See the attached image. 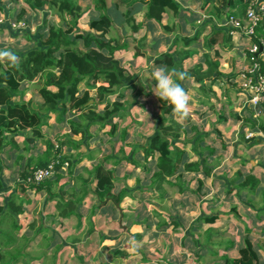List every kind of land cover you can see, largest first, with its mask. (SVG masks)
I'll use <instances>...</instances> for the list:
<instances>
[{
  "label": "trees",
  "instance_id": "16d2710c",
  "mask_svg": "<svg viewBox=\"0 0 264 264\" xmlns=\"http://www.w3.org/2000/svg\"><path fill=\"white\" fill-rule=\"evenodd\" d=\"M2 1L8 4L10 1L17 0H0V15L7 16L11 20H25L29 23L28 11L34 14L41 10H47V8H55V17L59 19V22L56 23L53 19L45 20L36 31L37 36L34 40L25 35L28 40L32 41V44L26 45V48L21 51L11 49L19 57L14 67L7 61L0 63V152L8 142L7 133L28 129L34 137L43 138L41 127L46 124V120L52 113H56L58 118L65 113L68 114L67 121H65L68 123L69 132L61 137H56L58 146L54 147L51 141L47 140L45 151L40 155L29 157L26 162L27 169H25V172L28 176L33 170L46 167L51 161L58 158L57 163L53 166V175L39 183L28 181L19 184L25 188H35L36 191L44 189L48 196L56 198V209L59 215L64 218L72 214L81 216L79 205H81V199L85 194L96 195L100 200L98 201V203H101L100 206L103 205L102 207L107 206L109 208L107 214L116 212L118 214L121 210L120 214L124 216V210L137 211V206L135 208L129 206L125 209L119 207V203L128 192L126 186L117 189L118 180L114 166L118 164L119 158H117L118 161L115 159L112 160V163L107 164V161L112 158L111 154H103L102 158H99L93 164L92 169L88 172L89 177L70 176V183L74 179H81L83 185L80 187V194L73 193L71 198L68 193L66 194L65 189L63 191V187H59L58 191H53L52 188L58 185L62 178L63 162L68 161L65 170L70 175L75 162L70 154H62L60 147L67 145L77 148L83 142L87 144L88 137L93 136L90 131L92 125L98 126L100 129L110 126L107 133L111 136L114 135L118 125L117 120L122 119L126 112L124 108L126 91L135 89L134 74L121 63L117 52L126 50L128 39H133L135 42L134 55L143 56L144 52L141 45L145 33L142 34L141 38H136V33L153 24H158L164 32L169 33V31H172L171 28L174 29V26L164 22L163 17L167 11L176 14L179 9L178 2L176 0H110V7H107L105 0H20L21 5L17 9L12 8L9 12ZM88 1L92 2L91 10L86 9ZM217 1L222 6H227L228 3L230 6L238 3L241 8L243 7L242 0ZM141 4L145 9L141 14L142 18L137 19L134 12L140 8ZM121 8H125L123 14L120 13L122 16L120 27L123 29L117 27L113 17V13ZM217 10H220V8ZM221 11H218V13ZM80 23L86 28L79 27L78 24ZM4 27H7V25H4ZM259 27L260 30H263L264 24ZM206 29V27H203L201 30ZM199 32L197 28L196 30L193 29L191 36H181L180 33H175L173 42L175 44L182 42V46L173 49L170 53L160 54L158 60L169 68L174 67L186 72L187 79L185 81L195 80L207 96L209 95L207 92L210 91L209 85L221 75L218 69L219 53L216 51L211 57L209 51H206L203 54V60L199 64L191 66L190 69H183L181 65L183 59L197 53L195 49L187 48L192 42L198 41ZM229 42L230 36L224 31V28L215 25L204 39L207 48L215 44L224 45ZM31 83L35 86L34 94L38 99L35 105H33L31 99L24 98ZM207 85L208 87H206ZM90 89H95L97 95H90ZM154 98L161 109V113L157 116V126L153 133L146 137L138 132L134 139L139 136L144 137L145 140L144 142H135L132 139L133 143L127 141L130 135L125 128L119 131L118 136L126 145L132 147L129 153L130 157L124 154L122 147L119 149L123 159L133 162L136 166H140L137 159L143 158L145 160L143 164L145 167H141L140 174L136 178L138 183L146 180L141 172H148L153 166L151 183L146 189L159 196L162 194L160 191H162L161 184L163 182L170 184V178L182 176V173L177 171L181 167L180 163L184 161L186 153L176 145L180 136L185 135L186 144L190 141L191 150L196 153H198V150H202V153L205 152L203 150H206L208 145L205 144L206 142L204 143L206 134L204 131H198L195 125H191L189 128L185 127L173 116L171 107L167 102L159 100L155 95ZM164 113L168 114L164 115ZM250 116L249 122L254 124L258 119L252 117L253 113H250ZM73 135H80L79 141L71 139L70 136ZM183 144L185 145V143ZM57 154H59L58 157ZM205 155L207 156V154ZM191 164L185 163L184 168L197 174L200 172L205 178L209 177L210 167L205 157L202 156L199 161H193ZM29 166L32 167L29 168ZM1 170L2 163L0 159V172ZM196 180L198 183V177H196ZM245 180L246 183L251 180L253 182L255 178L252 175H247ZM70 183L66 184L70 185ZM202 184V181L199 180L196 189H187L186 191L183 189L181 192H189V194L196 192L198 194V187H201ZM89 185H93V188H90ZM3 188L4 183L0 177V191ZM64 195L67 196V199H64ZM14 196L11 194L6 204L0 205V264H14L13 262L16 261L12 252L14 250L17 256L29 257L30 255L29 252H22L23 249L20 248L24 247L25 244L20 245V238H16L14 235L20 227L16 216L23 210V200L19 197L20 200H17ZM173 201L174 204L179 203L180 207L182 201ZM173 201H171V205ZM6 211H9V214L14 216L15 219L9 222V227L3 228L5 223L3 215ZM145 211L142 215H137V218L132 222V224L141 225L144 229V231L141 229L138 233H133V240L137 241L142 237V232L150 230L151 222L154 220L148 216V212L154 213L156 217H159L160 214L153 207L147 209L148 212ZM175 214H180V211H172L169 213L168 219L160 220L157 225L171 226L173 229L180 231L182 222H180V217L174 218ZM203 218L204 224L198 223L197 218L192 229H200L205 224L213 222L215 215L204 216ZM209 235L210 232L205 236L207 242ZM126 238L125 242H130V239ZM21 239L26 242L27 237H21ZM187 240L194 245L198 242L193 237V233L187 237ZM80 241V239L75 238L72 242L77 243ZM228 241H230L229 245L225 244V247H231L234 243L233 240ZM63 243L59 244L58 247L60 248ZM133 247V245L127 244L125 249L129 251ZM123 250V246L118 245V248L112 251V255L115 257L122 256L124 255ZM238 253V259L235 260L223 255L216 264H256V255L250 245H242L238 249ZM141 259L143 260L142 264H149L144 254H142ZM98 264L111 263L99 260Z\"/></svg>",
  "mask_w": 264,
  "mask_h": 264
},
{
  "label": "rangeland",
  "instance_id": "374dc122",
  "mask_svg": "<svg viewBox=\"0 0 264 264\" xmlns=\"http://www.w3.org/2000/svg\"><path fill=\"white\" fill-rule=\"evenodd\" d=\"M106 5L110 6V0H105ZM2 3L9 9V12L11 11L12 8L17 9L19 5H21L20 0L17 1H10L8 4H5L4 1ZM92 2L88 1V4H86V9L91 10ZM191 10V11H190ZM125 11V8H121L117 10L116 12L113 13V17L115 19V23L117 27H120V22L122 21V16L120 13L123 14ZM144 12V6L142 4L140 5V8L136 10L134 13H136L137 18H142V13ZM37 13V16H36ZM36 13H32L28 11V19H30V22H26L27 28L22 29V30H13L14 28L11 27L10 23L6 22L3 23L1 21L2 18L5 20H11V18H8L7 16H1L0 15V49H9V50H16V51H21L24 48H26V45L29 46L32 44V39H36L37 33L36 31L41 27L43 22L47 19H53L55 20L56 23L59 22V19L55 17L56 9L51 8L47 10H41ZM169 18L168 24L174 26V29L171 28L172 31H169L171 34L172 33H180L181 36H191L193 34V29L197 28L198 21L196 24L194 21H192L195 18V13L192 11V9H188V4L184 3V7L182 8L181 12H177L174 14V12ZM85 15V14H84ZM138 18V19H139ZM177 19V20H171V19ZM167 20V18H166ZM171 20V21H170ZM187 22V25L183 23V21ZM182 23L183 26L180 28H176V26H180ZM4 25H7V27H4ZM83 24L80 23L78 24L79 27L81 28H86V26H82ZM2 27V28H1ZM190 27V28H189ZM120 29H123L120 27ZM178 29V30H177ZM8 30V31H7ZM127 30V29H126ZM196 30V29H195ZM15 33H14V32ZM145 35L144 38L142 39V45L141 48L144 52L143 56H138L134 57L133 52L135 51L134 49V41L132 39H128V49L126 50H121L123 51L122 54L120 55L121 63L124 64V66L129 69L131 72H133L134 76V87L135 89L133 90H127L125 94V103H124V108L126 109L123 118L120 120H117L118 125L115 129V133L113 136L109 135L107 132L109 130L110 126H105L104 129H100L98 126H91L90 131L92 133V137H88L89 141H87V145L82 146V152L84 153L82 155L77 154L76 157L75 154L78 151V148H73L71 146L63 145L60 147L61 153L64 155H71L73 158H79L81 156V159L78 163H74L72 167V176L76 177L79 175L80 177H89V170L92 169L93 163L97 161L98 158H100V154L104 150V154H111L112 158H110L107 161V164L112 163V160H115L119 158V160H123L122 153L119 152L118 148L122 146L124 150V154L130 157V149L131 146L126 145L123 141L120 140L118 133L122 128H125L126 132L132 133L134 136L139 133H142L144 136L149 137L155 127L157 126V116L160 115L161 109L159 108L158 103L156 102V99L154 98V93L151 91V87L154 86L155 81L149 80L150 76H147V73L149 71V58H156L161 52L160 50L154 49V42L152 41V33L155 35V37H163L164 35L168 34L167 32H164L163 29L157 30L153 28V25H148L145 28ZM113 33V32H112ZM10 35V36H9ZM25 35H28L31 40H28ZM142 35H138L139 38H141ZM10 37V38H8ZM199 41L202 40L201 36H199ZM171 41H173V37L171 38ZM201 43L197 42H192L190 45H188L187 49H198V51H205V47L201 45ZM178 45L182 46V42H178ZM160 51V52H159ZM121 53V52H118ZM152 61V60H151ZM132 62L133 64H129ZM139 67L137 69L136 67ZM231 67L230 65L227 66V69ZM135 70H138L136 73ZM235 87L238 85V81L235 79L234 82ZM188 86L186 88V91L188 92L190 96V115L189 118L184 121V122H194L198 121L201 122L202 124L204 123L205 127L202 126V124L198 125V131L203 130V131H209L212 130L210 128H214L216 126V118L220 115L217 112H212V111H217L218 108L220 107V103H226L225 98L222 95V93H217L219 90L215 88V93H210L209 95H205L204 91L202 89H199L198 83L194 80V83H191L188 81ZM35 86L33 83L29 85L28 91H26L24 98L25 99H31L33 100L32 96H34L35 100L37 99L35 93ZM208 93V92H207ZM90 95L96 96L97 91L95 89H90ZM227 96V95H226ZM214 97H218L217 101H215ZM35 102V101H34ZM33 103V101H32ZM210 105H212V109H210ZM208 110L207 112H203V117H199L198 113L200 112L201 109L204 107ZM227 107L231 108L230 111L232 112V105L231 103L226 105ZM211 110V111H210ZM168 113H164V115H167ZM72 116V115H71ZM69 116V117H71ZM174 116V115H173ZM175 117V116H174ZM68 118V114L61 115L59 118L56 113H52V115L46 120V125L43 127V138H36V143L33 148L28 147V149L23 153L24 155V161L25 158H28L27 155L29 154H37L39 149H43V146H45V143L47 140L51 141L54 147L58 146V140L56 136H61L60 134L63 131V127H68V124L65 122V120ZM177 118V117H175ZM71 119V118H70ZM178 120V118H177ZM179 121V120H178ZM189 128V127H187ZM67 131V129H66ZM218 131V130H217ZM236 131V130H235ZM61 132V133H60ZM233 133V132H232ZM193 134V133H192ZM220 135V132L218 133ZM238 134V133H237ZM191 135V134H190ZM232 135V134H231ZM33 136V135H32ZM212 136L215 137L216 134L212 133ZM236 137L235 133L231 136ZM80 135H73L70 136L71 139L74 141H79ZM221 137L226 138V134L223 132L221 134ZM130 137H128L127 141L129 140ZM46 139V140H45ZM135 142H144V137H136ZM212 137L210 139L204 138V143L205 141H211ZM187 140L185 138V135L182 134L179 138V141L176 143V145L180 148L183 147V149H186L188 151L187 154H191L190 150V141L186 144ZM237 142V141H235ZM130 143H133V141H130ZM185 143V145H183ZM208 143V142H206ZM205 143V144H206ZM209 144V143H208ZM207 144V145H208ZM88 146V147H87ZM87 147V149H86ZM112 147V148H111ZM36 150V151H35ZM81 151V150H80ZM207 152V151H205ZM240 153V152H238ZM240 156L242 154H237L236 156ZM59 154H57V157ZM114 156V158H113ZM90 157V158H89ZM23 159V158H22ZM200 157L199 154H194L192 157H188L187 160L184 158V161H182L180 164L181 167H179V170L177 171L178 173H182V176L178 177H172L170 178V184L167 182H163L161 184L162 193L161 195H154L152 192H149L147 187H149L151 183V176L152 172L154 171L153 166L149 169L148 172L145 171V173L142 171V175L146 177V180L144 182L140 181L139 183L137 182L136 178L140 174L141 167H145L143 165L145 163V160L143 158L137 159L138 163H140V166L132 165L131 163H128L127 160L125 162V167L127 170V177L125 178H119L118 182L119 184H123L127 188L128 194L124 196V200L119 203V205H128L131 208H135L137 206L138 210L137 211H132V210H124V216L120 217V211L112 214H106L108 213L109 208L107 206H104L101 208V213H105L107 223L100 224L102 222V216L103 215H95L97 212V208L93 209V212L91 213V216L95 217L96 222H94L93 229L90 231V237H87L83 239L81 242H77L75 246H71L70 242L67 241L68 243L64 244L56 253V256L53 255V257H49L47 254L45 258L42 260V264H51L54 259H56L54 262L55 264H98V261L101 260V262H110L111 264H142L143 260L141 259L142 254L145 255L146 259L148 260L149 264H216L219 260V254L221 253L222 250L225 249V244L229 245L230 241H224L220 246H216L215 244H210L209 240L208 242L206 241L204 235L201 234L200 229H192L193 223L197 220L198 216V200L194 199L196 195L194 193L189 194V192L185 193H178L179 187L182 186L183 189H196L198 186L196 177H198L197 173H194L193 171L186 170L184 168L185 163H192L193 161H199ZM210 159V157H209ZM207 159V163L212 165V161ZM21 160H17L16 166L13 169H7V170H14L17 168L18 170L21 168L19 165V162ZM55 161L57 163L58 158H55ZM68 161L63 162V169L67 167ZM124 164V161H123ZM227 162H225V165ZM192 165V164H191ZM249 165L246 164V167ZM20 167V168H19ZM116 168V166H114ZM227 165L221 169L225 170ZM119 168V167H118ZM8 172V171H7ZM20 173V171H18ZM231 172L230 175H233ZM117 174V173H116ZM7 177L5 176V179L8 180L10 178L11 173H6ZM63 177H66L67 181L71 179L69 175H67V172H64ZM233 177V176H232ZM235 177V176H234ZM14 178V179H13ZM10 179V186L17 191H19V183H27L26 178H22L21 176L19 179H17V176L13 177ZM227 178V177H226ZM235 178L232 179V186H236L237 188H240L241 185L239 182H234ZM16 182L18 184H16ZM257 182V181H256ZM255 181L249 182L247 184H250V186L255 187L257 185ZM67 185V186H66ZM63 187V191L65 189L66 194L68 193L69 196L71 194L76 193L80 194V187L83 185L81 179L77 178L71 181L70 185L66 184ZM141 186V187H140ZM10 187V188H11ZM66 187V188H65ZM88 187V186H86ZM151 187V186H150ZM153 187V186H152ZM151 187V188H152ZM216 187H220V184L215 181L213 185L211 186L212 188V193L216 191ZM8 189V191H11V189ZM139 188V189H138ZM53 191H58L55 190V188H52ZM210 191V189H209ZM16 191L12 192L11 194H15V198L18 200V196H16ZM90 194H86L84 197V204L83 206L81 205L80 212L84 213L87 215V211L89 210L87 199L89 198ZM22 198V209L23 206L30 207L29 205L36 204L37 200V194H32V195H24L20 194ZM198 196V194H197ZM212 196L211 193H208L205 197V200L202 201V204L204 207H207L206 199L210 198ZM170 198V199H169ZM182 199L186 202V206L184 207L183 211H185L186 208L188 211V218L184 224L181 226V230H175L171 226H158L157 222L160 220L164 221L168 218V211L172 212H179L181 211V208L176 204H174L173 199ZM43 200V197L41 198ZM168 200H172L173 203L172 205L168 202ZM40 201V200H38ZM183 202V201H182ZM206 203V204H205ZM196 207L194 209L192 208V205H195ZM109 206H111L109 204ZM183 206V204H182ZM154 208L155 211L159 212V217H156L154 213H149L147 209ZM146 210V211H145ZM148 212V216L152 217L154 221L151 222V228L148 231L142 232V237L140 239L133 240L132 239V233H138L140 229H143L141 225L139 224H134L129 226V233H128V238L130 239V242H125V246H123L124 250V255L122 256H113L112 251L114 249L118 248V245H116V238L114 237V231L118 226L124 225V229H127V223L133 219V215L135 218H137V215H142L143 212ZM154 211V212H155ZM30 214V213H29ZM118 215V216H117ZM5 223L8 224L9 222L13 221L15 219L14 216H11L9 214V211H6L3 215ZM89 217V214L88 216ZM110 217H112V220H108ZM231 217V216H230ZM18 218V216H16ZM72 218V217H70ZM74 218V217H73ZM47 221L50 218H46ZM88 219V218H87ZM55 220V218H54ZM81 221H84L83 218H81ZM26 222V220H24ZM38 222V220H37ZM54 225V224H53ZM82 227V226H81ZM80 225L76 227V230H79ZM102 228L104 229L105 233V238L100 241V237L98 238V233L97 231ZM224 228V224H222L220 227ZM20 227L18 228V230ZM195 230V231H194ZM193 233V237L198 241L195 245L191 244L188 242L187 237ZM209 233V232H208ZM222 236V235H221ZM109 237V238H108ZM213 238V237H212ZM211 238V239H212ZM38 242L35 238L30 239L27 241L24 245V247H21L20 249H27L29 250L28 252L30 253L29 257H26L24 255H16L15 250L12 251L16 258L13 263L14 264H23L21 261H26L27 258L29 260L27 261L26 264H36L35 262V257L40 255V244L42 242V238ZM212 241H218V238L212 239ZM134 242V243H133ZM207 242V243H206ZM206 243V244H204ZM68 244V245H67ZM127 244H131L134 247L130 248L129 251L125 249L127 247ZM147 244V245H146ZM203 245V246H202ZM214 245V246H212ZM15 246V245H14ZM17 246V245H16ZM69 250V253H66V250ZM131 252V255H130ZM217 254V255H216ZM260 253H257L259 255ZM126 255H128L126 257ZM223 256H221L222 258ZM257 257V256H256ZM236 258V257H235ZM262 263L264 264V256L260 257ZM238 259V257H237ZM257 262V261H256ZM257 264V263H256ZM260 264V263H259Z\"/></svg>",
  "mask_w": 264,
  "mask_h": 264
},
{
  "label": "crops",
  "instance_id": "0c3cea01",
  "mask_svg": "<svg viewBox=\"0 0 264 264\" xmlns=\"http://www.w3.org/2000/svg\"><path fill=\"white\" fill-rule=\"evenodd\" d=\"M176 1L179 4L178 12L179 11L181 12L182 8L184 7V3H186L188 4V9H192V11L195 13V18L192 21H194L195 24L198 21V25H197L198 32L201 31L199 32L198 35V43H201V41H199L200 39L199 36H201V39H203L201 45H203L206 49L204 52L195 49L197 53H195L193 56L189 58L183 59L181 61V65L183 69H190L191 66H194L197 63L199 64L203 60V54L206 51H209L211 57H213V55L217 51L219 53L218 69L221 72V75L220 77L214 79V82H212V84L209 85L210 91H208V94H210L211 92L215 93V88H217V90H219V92L217 93H222L226 102L225 104L223 102L220 103V107L218 108L217 111H212L220 114L216 118V125L219 126H216L215 129L210 128L212 130H209L207 132L204 131L206 133L204 138L210 139L212 137V140L210 142L205 141L208 142L209 144L206 143L208 144L207 149L203 151H207V152L202 153V150H198V153H196L193 152L190 148L191 154L189 155L187 154L188 151H186V149L180 147V149H182L186 153L184 157L186 160L188 157H192L194 154H199L200 159L202 156L205 157L206 159H209L210 157L209 160L212 161L213 163L212 165H210L211 167H210L209 177L205 178V176L202 173L198 172V184H199V180H201L203 184L201 187H198V196L196 192L195 193L193 192L196 195L194 199H196V201L198 200V216H197L198 223L204 224L205 222L203 220L204 216L215 215V219L213 220V222L205 224L203 227L200 228L199 231H201V234H205L204 237L207 235L208 232H210L209 242L210 244H215L216 246H220L222 243H224V241L233 240L234 243L231 245V247L229 246L225 247V249L222 250L221 253L219 254V257L226 255L236 260L237 257L239 258L238 249L242 245L248 244L250 245L254 254L257 256L256 263L263 264L260 257L264 256V115L260 116L258 120L254 122V124L250 123L249 119L251 117L250 113H252V110L249 109L247 106L243 105L242 95L239 92L238 85L237 87H235L234 85L235 70L238 67L243 66L245 64V59L243 58L242 55V48L247 41L244 38H240L235 42L230 37L229 43H225L224 45L215 44L210 48H207L204 43L205 36L210 33L211 28L214 25L218 27V22L221 16L230 12H232L233 14L237 13L239 9V5L238 3H235L234 5L230 6L228 3L227 6H222V4L218 3L217 0H209V1L176 0ZM218 8L222 10L220 13H218V11H220L217 10ZM172 14L173 13H171V11L165 12L163 21L169 22L168 19L171 18L170 16ZM171 20H177V19L173 18ZM183 23L187 25L186 20L183 21ZM181 26H183L182 23L180 26H176V27L177 28L179 27L181 29ZM203 27H206L207 29L201 30ZM153 28L157 30L161 29L158 24H153ZM224 31L226 30L224 29ZM143 33H146L144 29L138 31L135 37L139 38L138 35L140 36ZM174 34L175 33L171 34L169 32L168 34H166V36L164 35L163 38L161 36L155 37V35L152 33L151 38L155 45L154 49L157 48H158L157 50L161 49V52L159 51L160 53H164V52L170 53L173 49L180 47L181 45L175 44L173 41H171V38L173 37ZM133 43L135 45V42ZM119 52L121 53L117 52V54L123 53V51H119ZM159 55L156 58L154 57L153 59L152 58L148 59L149 71L147 73V76L151 75V71L154 66L163 65L158 60ZM135 57L138 56L134 55V57L132 58L134 59ZM118 58H120V55L118 56ZM129 64L132 65L133 63L130 62ZM228 65H230L231 67L227 69ZM136 68L139 69L138 66ZM134 71H136V73L138 72V70L135 69ZM188 81L194 83V80L184 81L183 86L185 87V89L189 87ZM206 87H208V85ZM32 98H33L32 100L33 105H35L38 99L35 100L34 96H32ZM214 99L215 101H217L218 97H214ZM229 103H231L232 105V112L230 111L231 108L226 106ZM210 109L213 110L212 105H210ZM203 112L208 113L206 107L200 110V112L198 113L199 117H203ZM182 124L185 127H190L191 125H195L198 129V125L202 123L198 121H194V122L190 121V122H183ZM45 125L46 124L42 125L41 127L42 133H43V127ZM204 125L205 124L203 123L202 126ZM62 129H63V131H61L62 133L60 132L61 136L69 132L68 127H63ZM217 130L220 132V135L217 134L218 133ZM223 132L226 134V138L221 137V134ZM212 133H215L216 136L213 137ZM234 133L236 137L234 136L232 138L231 136ZM248 133H251L252 136L246 138V135ZM7 137H8L7 138L8 142L4 145L2 151L0 152V159L2 163V170L0 172V177L4 183V188L0 191V205L6 204V202L9 200L11 196V193L14 191H16L15 192L16 196H18L21 199L23 197H21L20 194L32 195L34 193L35 194L38 193L36 204L34 203L32 205H29L30 207L23 206L22 212L17 215L18 216L17 220L20 225V229L17 232L15 231L14 234L16 238H20L21 241V243H19L20 245L25 244L27 241H29L32 238H35L38 242L41 240L40 238H42V242L40 244V255L34 258L36 264H42V260L43 258L46 257L47 254L49 255L50 258L53 257V255L56 256V253H58L59 249L64 244L68 243L67 241L70 242L71 246H75L77 243L72 242L75 238H78L82 241L83 239L90 237V233H91L90 231L93 229L94 222H96L94 216L90 217L91 213L93 212L91 211L92 209L97 208V212L95 213V215H103L102 216L103 219L100 224L108 222L106 216H104L107 214V212L106 214L101 213V208L103 205L100 206L101 203H98V201L100 200L94 194H90L89 198L87 199V203H88L87 208L89 209L87 213L89 214V217H87L88 214L85 215L84 213L81 212V216H75L72 214L69 217L64 218L59 215L56 209V198L54 197L52 198L48 196L47 192L44 189L36 191L35 188H30V187L25 188L20 184H19V191H17L15 187L12 188L10 184H8V182H10V179H12L15 176H17V179H19L20 176L24 179L27 175L25 169H27L26 162L28 158L31 156L40 155L43 151H45V146H43V149H39L38 151L35 150L36 152H38L37 154L27 155L28 158H25L24 161V155L20 151L25 153L28 147L33 148L36 143L35 141L36 139H34V136H32L31 131L28 129L15 131L14 133H7ZM132 139H134V135L130 133V138L128 141H132ZM84 145L87 144L83 142L81 145L78 146L79 149L74 157H76L77 154L80 155L84 154V153H80L82 152L83 150L82 146ZM121 147L122 146H120V148ZM120 148H118V150ZM103 154H104V150L100 154V158H102ZM204 154H207V156L206 155L204 156ZM237 154H242V155L236 156ZM18 159L21 160L19 162L21 168L19 167L20 168L19 170L17 168H15L14 170H7L8 168L13 169L14 167L12 166H16ZM73 159L76 163H78L81 159V156H79V158H73ZM125 161L126 159L119 160L118 164L115 165L117 180L120 177L122 179L127 177L128 172L126 170L125 163L128 162L134 165L133 162L130 161L125 162ZM225 162H227L226 164L227 167L223 171L221 169H223L226 166ZM246 164H248L249 166L246 167ZM31 167L32 166H29V168ZM29 168L28 170H30ZM18 171H20V173H18ZM61 171L63 175L64 172H67V170L65 169H61ZM231 172H234L232 173L233 175H230ZM6 173H11V176L10 178H8V180L5 179V176L7 177ZM63 175L58 185L54 187L55 190H58L59 187L64 186L68 182L70 183V180L67 181L66 177H63ZM67 175L72 176L68 174V172ZM247 175H252L255 178V182L257 181L256 182L257 185L255 187H252L250 186V184H247L248 182L246 183L245 179L247 178ZM233 178H235L234 182H239V183L243 182L242 184H240L241 185L240 188H237L236 186L234 187L232 186L231 180ZM215 181H217L220 184V187H216L217 188L216 191L212 193L211 186ZM228 181H230V183H228ZM16 184L18 183L16 182ZM116 186L117 189H121L122 187H124V185L119 184V182H117ZM89 187L93 188V185H89ZM9 188L11 189V191H8ZM181 191H183V188H179L178 193H184ZM184 191H186V189ZM208 193H211L212 196L206 199L207 200L206 203L208 206L204 207L202 201L205 200L206 198L205 196ZM85 195L81 199L82 206L84 204L83 200ZM42 197L43 200H41ZM70 197L72 198V194ZM64 199H67V196L64 195ZM123 200L124 198L122 199V201ZM173 200H177L179 202L183 201L180 203V208H181L180 214L178 215L175 214L174 218L180 217V222L184 224L188 218L187 209L189 208H186L185 211H183L187 201H184L180 198ZM171 201L172 200L170 201L168 200L170 204ZM181 204H183V206H181ZM81 205H79V208H81ZM177 205L179 206V203H177ZM119 207H121V205H119ZM127 207L129 206L122 205L121 208L125 209ZM191 207H192L190 208L191 210L194 209L196 207V204L192 205ZM46 218H50V219L47 221ZM81 218H83L84 221H81ZM134 219L135 216L133 215V219L129 221V223L131 224L127 223L128 225L126 230H123L124 225L121 226L117 225L116 229L113 230L114 233H116L114 234V237L117 240L116 245H120L121 247L125 246V241L127 239L126 237L130 232L128 229L130 225H134L132 224ZM24 220H26V222H24ZM110 220L112 219L110 218ZM222 224H224V228L220 229L219 227ZM78 225L82 227L79 230H76V227ZM7 227H9V223L8 224L4 223L3 228H7ZM97 233H98V238L100 237V241H101L102 239L105 238L104 234H106L107 232L105 233L104 229L102 230V228H100L97 231ZM21 237H27L26 242L25 240L21 239ZM215 237L218 238V241H212V239H214ZM62 242L64 243L59 248L58 246ZM23 251L28 252L29 250L23 249L22 252ZM66 253H69L68 249L66 250ZM257 253L260 254L257 255ZM28 260L29 258H27L26 261L23 262L21 261V263L26 264ZM55 260L56 259H54V261ZM220 260L221 259L219 258L218 262ZM54 261L51 264H55Z\"/></svg>",
  "mask_w": 264,
  "mask_h": 264
},
{
  "label": "built area",
  "instance_id": "2783aa9c",
  "mask_svg": "<svg viewBox=\"0 0 264 264\" xmlns=\"http://www.w3.org/2000/svg\"><path fill=\"white\" fill-rule=\"evenodd\" d=\"M242 5L237 13L222 15L218 27H223L235 42L240 38L247 41L242 48L245 64L235 70L234 77L238 81L243 105L252 110L254 119H258L264 115V29L260 30L259 27L264 24V0H242ZM1 21L10 23L15 31L27 28L22 20L2 18ZM251 136L248 133L246 138ZM55 163L56 161H51L46 167L33 170L26 176L27 182L39 183L51 177Z\"/></svg>",
  "mask_w": 264,
  "mask_h": 264
},
{
  "label": "clouds",
  "instance_id": "9594fccd",
  "mask_svg": "<svg viewBox=\"0 0 264 264\" xmlns=\"http://www.w3.org/2000/svg\"><path fill=\"white\" fill-rule=\"evenodd\" d=\"M19 60L18 55L9 49H0V62L7 61L11 66H15ZM149 80L155 81L151 91L161 101L167 102L172 110V114L183 123L190 115V96L183 86V81L187 79V73L169 68L166 65L154 66ZM134 243V242H133Z\"/></svg>",
  "mask_w": 264,
  "mask_h": 264
},
{
  "label": "water",
  "instance_id": "95a60500",
  "mask_svg": "<svg viewBox=\"0 0 264 264\" xmlns=\"http://www.w3.org/2000/svg\"><path fill=\"white\" fill-rule=\"evenodd\" d=\"M262 23H263V21H262ZM89 102H91V101H89ZM120 211V210H119ZM120 217H121V214H120Z\"/></svg>",
  "mask_w": 264,
  "mask_h": 264
}]
</instances>
